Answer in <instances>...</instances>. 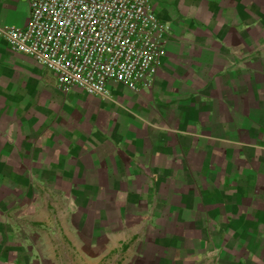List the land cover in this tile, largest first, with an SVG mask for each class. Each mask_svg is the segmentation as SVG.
Instances as JSON below:
<instances>
[{"label": "crops", "instance_id": "1", "mask_svg": "<svg viewBox=\"0 0 264 264\" xmlns=\"http://www.w3.org/2000/svg\"><path fill=\"white\" fill-rule=\"evenodd\" d=\"M153 2L164 66L107 100L0 35V264H264V0Z\"/></svg>", "mask_w": 264, "mask_h": 264}, {"label": "built area", "instance_id": "2", "mask_svg": "<svg viewBox=\"0 0 264 264\" xmlns=\"http://www.w3.org/2000/svg\"><path fill=\"white\" fill-rule=\"evenodd\" d=\"M24 27L0 28L13 52L34 58L68 94L112 98L111 84L150 88L164 66L169 24L153 0H27Z\"/></svg>", "mask_w": 264, "mask_h": 264}]
</instances>
